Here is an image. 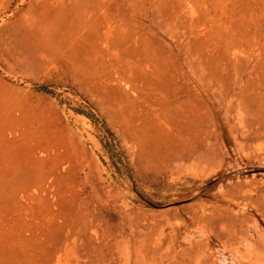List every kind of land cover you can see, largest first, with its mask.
<instances>
[{"label": "rangeland", "instance_id": "rangeland-1", "mask_svg": "<svg viewBox=\"0 0 264 264\" xmlns=\"http://www.w3.org/2000/svg\"><path fill=\"white\" fill-rule=\"evenodd\" d=\"M263 255L264 0H0V264Z\"/></svg>", "mask_w": 264, "mask_h": 264}, {"label": "bare ground", "instance_id": "bare-ground-1", "mask_svg": "<svg viewBox=\"0 0 264 264\" xmlns=\"http://www.w3.org/2000/svg\"><path fill=\"white\" fill-rule=\"evenodd\" d=\"M20 176H21V175H20ZM27 181H28V180H27ZM257 255H258V254H257ZM261 255H262V254H261ZM263 256H264V255H263ZM261 257H262V256H261ZM246 258H248V257H246ZM254 258H255V257H254ZM261 259H264V258H261ZM239 260H240V259H239ZM251 260H252V259H251ZM255 260H256V261H257V260H260V256L258 255L257 259H255ZM255 260L253 259V260L251 261V263H253V264H254V263H255V264H258V262H257V263L255 262ZM240 261H241V260H240ZM237 264H238V263H237ZM260 264H264V260H262V263H260Z\"/></svg>", "mask_w": 264, "mask_h": 264}]
</instances>
